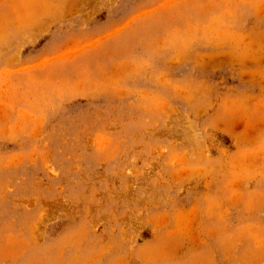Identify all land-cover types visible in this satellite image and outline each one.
<instances>
[{
  "label": "rangeland",
  "instance_id": "rangeland-1",
  "mask_svg": "<svg viewBox=\"0 0 264 264\" xmlns=\"http://www.w3.org/2000/svg\"><path fill=\"white\" fill-rule=\"evenodd\" d=\"M0 264H264V0H0Z\"/></svg>",
  "mask_w": 264,
  "mask_h": 264
}]
</instances>
